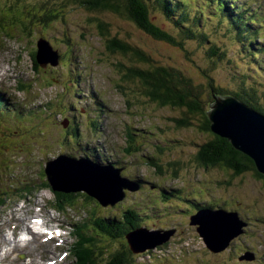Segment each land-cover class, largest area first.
Masks as SVG:
<instances>
[{
    "label": "rangeland",
    "instance_id": "rangeland-1",
    "mask_svg": "<svg viewBox=\"0 0 264 264\" xmlns=\"http://www.w3.org/2000/svg\"><path fill=\"white\" fill-rule=\"evenodd\" d=\"M198 2L203 5L199 10L193 7L201 19L198 30L220 46L225 53L223 60L215 62L207 54L206 43L199 41L187 43V57L182 48L148 36L133 21L108 11L87 10L78 0H0V14L7 21L0 25V53L3 67L14 72L11 83L6 77L13 92L2 93L10 111L0 105L1 118H6L4 121L10 126L0 120V137L11 135L16 144L0 150V196L5 197L0 201V223L6 226L5 230L10 221L19 223V227L27 226L34 215L45 217L46 223L51 225L65 219L68 224L63 225L69 226L59 225L68 229L69 241L65 248L72 249L77 243L70 261L83 264L89 246L87 237H83L84 243H75L71 224L90 219L93 212L106 217L117 214L119 218L134 207L144 227L159 233L135 238L133 245L139 248L153 238L167 239L161 246L131 253L132 264H264V174L257 168V171L235 174L232 169L218 166L201 167L195 155L200 144L211 138L210 134L198 128L195 116H190L191 126L179 128L175 120L183 116L181 110L152 102L136 91L138 84L124 80L118 66L121 63L129 66L135 60L122 53L105 56L106 46L94 23L97 18L104 19L112 34L129 40L164 64L182 68L203 86L204 92L209 90L208 84L212 81L217 87L231 90L241 75H247L249 84L259 87L258 102L264 107V67L246 61L250 58V51L247 57L243 55L248 41L242 43L237 39L227 19L219 18V13L206 8V0ZM238 3L244 6V11L257 13L259 10L262 14L256 19L257 24H248L258 33L254 45L259 50L258 58L264 61V0H238ZM49 10L55 11L56 16L52 22L44 23L42 20ZM152 18L163 29L174 32L159 12ZM42 38L53 50L59 51L62 56L59 64L52 63L53 50L43 44L41 50H44L46 66L35 65L34 56ZM18 81L26 87L20 86ZM202 96L205 102H214L207 95ZM253 109L264 116L260 110ZM3 129L17 132L13 135L12 131ZM24 132L27 140L19 141L18 135L21 137ZM130 132L134 134L135 145L140 146L133 153L125 150ZM85 153L91 160L92 156L99 155L105 164L110 162L115 168L122 167L123 177L135 185L141 180V187L133 192L124 189L126 197L123 193L120 204L115 205L116 210L103 208L96 200H87L82 195L76 197L75 205L66 204L65 211L58 209L56 193L46 187L50 183L44 169L49 164L56 169L68 164L74 175L89 172L91 177H98L104 173L101 170L104 166L99 164L96 165L102 166L100 170L85 163L77 167L59 160L63 155L81 160ZM169 162L174 165H168ZM22 188L28 190L23 189V195L19 191ZM41 206L44 211L38 213ZM207 206L236 211L238 223L242 224V232L231 237L222 250L210 249L197 231L200 226L191 225L192 216ZM19 207L23 209L18 210ZM16 210L21 219H10ZM202 216L213 217L208 212ZM230 222L234 226V217ZM211 223L206 227L208 234L217 232ZM226 232L231 235L236 230L231 228L230 233ZM17 238L20 239V235ZM1 241L0 256L3 257L7 248ZM104 243L106 253L126 248L125 238ZM11 264L36 263L25 251Z\"/></svg>",
    "mask_w": 264,
    "mask_h": 264
},
{
    "label": "trees",
    "instance_id": "trees-1",
    "mask_svg": "<svg viewBox=\"0 0 264 264\" xmlns=\"http://www.w3.org/2000/svg\"><path fill=\"white\" fill-rule=\"evenodd\" d=\"M75 1L76 0H74V2ZM78 1L87 10L108 11L133 21L148 36H151L158 41H165L174 46H179L186 52L187 57L189 55L187 43L192 41L206 43L207 54L213 58L215 62L217 60H223L225 57V53L221 50L220 46L210 40L204 31L198 30V27H201L199 21L201 19L200 15H197V12L195 11V13L193 10L194 6H197V9L200 5L203 6L202 4H198V0ZM201 1L203 2V0ZM206 8L212 10L214 13L217 12L216 14L219 13V18H226L230 31L234 30L237 39L241 40L242 43L248 41L247 46L244 48L245 53L243 54L247 57V54L250 51V58H247L246 61L258 63L264 67V64L261 63L258 58V56H260L259 50L254 45L258 38V33L254 28L250 27L259 22L258 20L256 21V19H259L258 16L261 17V12H259V10H257V13L243 11V5L239 4L238 0H206ZM157 12L162 14V16L168 20L175 33L163 29L153 20L152 15ZM49 14L44 20H42L44 23L47 21L52 22L56 16L55 11L51 12V10H49ZM0 16V25H3V23H6L7 21L5 20V16L2 14H0ZM219 18L218 20H220ZM94 23L98 29V35L105 43V56L114 53H122L124 55H129L131 59L135 60V63L129 66L122 63L118 66L121 72L124 73V80H130L133 84H138L136 85L137 88H135L136 91L147 98H150L152 102L157 103L162 107H172L175 111L181 110L182 112H180V115L183 116H180V119L177 118L175 120L179 128H184L180 126H191L193 121L190 119V116H195L199 121L197 124L198 128L202 132L210 134L211 138L207 142L200 144L196 152L197 154L195 155V161L201 165V167L218 166L226 170L232 169L235 174H240L253 169L257 171L254 161L249 156L235 149L227 138L212 131V121L207 115L211 103L209 101L205 102L204 97L202 96L207 95L208 99L213 101L214 94L234 95L239 100L264 113V107L258 102L259 87L257 85L254 86L249 84L247 75H241L238 82L235 83V87L231 90H226L220 86L217 87L212 81L208 84L209 90L204 92L203 86L201 87L200 84H197L193 76L187 74L182 68L164 64L152 58L140 47L130 43L129 40L122 38L119 35L112 34L109 29V23L104 19L97 18ZM248 23L252 24L249 26ZM64 59L66 60L65 57ZM34 61L35 65L38 66L39 64L35 59ZM19 85L23 88L25 87L24 83ZM177 116H179V114H177ZM0 120L3 121L1 115ZM13 135H15V133H13ZM25 137V132L21 133V137L18 135L19 141H26L27 139ZM13 140L15 139H11V135L0 137V150L2 151L7 147H10L11 144L16 145L13 143ZM126 140V152L133 153L139 150L140 146L137 144L135 145L134 134L132 132L128 133ZM85 156L89 155L85 153ZM151 164L156 166V169H159L157 163L152 161ZM168 165L173 166L174 164L173 162H169ZM258 176L260 177V175ZM46 187L51 189L49 184ZM23 189L24 191H28L26 188H22L19 190L21 191V195H23ZM54 192L56 193L55 203L57 204L58 209L62 210L65 209L64 207L66 204L72 206L75 205V202L77 203L76 197L80 195L90 201L94 199L99 203V206H103V208L110 207L111 210H116L117 207L115 205L120 204L119 201L114 205H102L96 197L90 196L84 191H75L71 189L70 191L59 190ZM167 196L172 195L167 194ZM4 199L5 197L0 196L1 202H3ZM91 215L90 219L87 218L77 228V235L79 236V241H77L78 244L84 243L83 241H86V239L89 244L84 257L86 263L83 264H98L100 261H105V264H132L130 254L133 253V251L130 249L128 240L125 236L138 229L141 225H144V223L141 222L138 210L128 209L123 215L118 216L119 218H117V214H109L111 216L106 217V215L95 216L96 214L93 212ZM83 225L85 226L83 227ZM83 237L87 238L83 239ZM124 238L126 240L125 249L108 250L109 252H105L107 251V248H105L107 245L104 243L105 240L116 241L120 239L123 241ZM161 245L163 244L157 246ZM96 252L105 254L106 256L101 257L96 254ZM78 264H81V261H78Z\"/></svg>",
    "mask_w": 264,
    "mask_h": 264
},
{
    "label": "water",
    "instance_id": "water-1",
    "mask_svg": "<svg viewBox=\"0 0 264 264\" xmlns=\"http://www.w3.org/2000/svg\"><path fill=\"white\" fill-rule=\"evenodd\" d=\"M43 44L50 49L52 48L49 47V43L45 40H41L39 43V51H37L36 59L40 65L45 67V61L47 60L43 56L44 50H41V45ZM53 55L54 59L52 63L57 64L59 60L58 52L53 51ZM213 99L214 102L210 104V108L207 111V115L212 121V131L227 138L235 149L249 156L254 161L257 170L264 174V116L259 112L253 111L254 109L251 106L242 102L236 96L229 94H214ZM59 160L71 162L77 167L79 166L78 164L82 163L90 165L91 168H99V170L100 167H102L86 159L77 160L68 156H61ZM52 165L53 164H49L45 171L53 191H70L71 189L75 191H84L90 196L96 197L102 205L105 206L109 204L114 205L119 202L124 196V189L135 190L139 187L135 185L132 180L121 175V168L104 166L101 169L104 173L98 177H91L89 172L83 174L77 173V175L81 176L72 174L68 164H64L58 169L54 166L53 168ZM62 169H66L67 172L62 171ZM112 189L117 191L112 193ZM206 212L213 217L202 216ZM192 217L193 220L191 221V225L198 224L200 226L197 230L203 235L207 246L214 251L224 249L231 237L242 232V224L238 223L239 216H237L236 211L206 208ZM231 217H234V221L236 222L234 226H232L230 222ZM210 223L214 225L217 230L216 233L211 232L213 235L208 234L206 231V227L210 226ZM231 228H234L236 232L230 235L226 230L230 233ZM133 233L135 235L137 234L138 238H143L144 236L159 232L150 231L146 228H138L133 231ZM215 234H220V236L215 237ZM157 239L158 238H153L147 245L139 248L136 247L137 245H133L135 239H130V241L127 240L134 251H143L147 248H154L162 244L167 238Z\"/></svg>",
    "mask_w": 264,
    "mask_h": 264
},
{
    "label": "bare ground",
    "instance_id": "bare-ground-1",
    "mask_svg": "<svg viewBox=\"0 0 264 264\" xmlns=\"http://www.w3.org/2000/svg\"><path fill=\"white\" fill-rule=\"evenodd\" d=\"M3 105H5V104H3ZM5 107H6V105H5ZM108 150V149H107ZM114 156V155H113ZM92 162H93V164H98L99 163V159H96V158H94L93 160H92ZM203 210V207L199 210V212L200 211H202ZM75 212V211H74ZM84 222V220H81L80 222H79V224H82ZM105 224V223H104ZM192 225H194V224H192ZM64 226V225H63ZM82 226V225H81ZM80 226V227H81ZM197 226V225H196ZM74 227L75 228H77V226H76V224H74ZM197 228H198V226H197ZM152 231V230H151ZM198 231V230H197ZM69 238H70V236H69ZM126 238L130 241V239H135V238H138V236H137V234L135 235L134 233H133V231L132 232H130L129 234H127L126 235ZM36 238L34 237L33 239H29L28 240V244L26 245V246H29V248L28 249H26V252H27V254H28V256L30 257V258H32V259H34V261H35V263L36 264H48V263H50L51 262V256H52V254L50 253V252H48V251H46V250H43L42 248H41V246L38 244V242L35 240ZM68 236L65 238V244H67L68 243ZM77 241H79V236L78 237H76L75 238V243L77 242ZM74 242H73V244H75ZM70 244V243H69ZM129 247H130V249L135 253V251L133 250V248H132V246H131V244L129 243ZM40 250V251H39ZM63 252H65V253H67V255H66V258L64 259V262L62 261V263H65V264H73V261H70V256H71V258L73 257V252H72V249H64V251ZM72 260V259H71ZM78 262V261H77ZM75 264V263H74Z\"/></svg>",
    "mask_w": 264,
    "mask_h": 264
}]
</instances>
